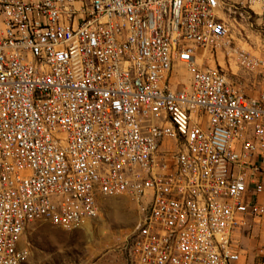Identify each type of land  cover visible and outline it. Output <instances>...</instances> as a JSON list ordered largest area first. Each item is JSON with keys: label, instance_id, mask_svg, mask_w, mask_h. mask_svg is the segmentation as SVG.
<instances>
[{"label": "built area", "instance_id": "obj_1", "mask_svg": "<svg viewBox=\"0 0 264 264\" xmlns=\"http://www.w3.org/2000/svg\"><path fill=\"white\" fill-rule=\"evenodd\" d=\"M235 12L264 32V0H0V264L121 195L129 264H238L253 234L264 264V37Z\"/></svg>", "mask_w": 264, "mask_h": 264}, {"label": "rangeland", "instance_id": "obj_2", "mask_svg": "<svg viewBox=\"0 0 264 264\" xmlns=\"http://www.w3.org/2000/svg\"><path fill=\"white\" fill-rule=\"evenodd\" d=\"M230 18L235 44L256 51L264 37L256 15L252 13L251 17L242 18L235 12ZM224 61L227 63L220 52L214 61L209 58L212 66L217 62L224 65ZM226 67L228 77L241 83L245 92L253 93L257 89V84L243 85L244 78L232 73L242 74L232 61L230 67L228 63ZM176 71L178 80L185 81L182 68L178 67ZM99 207L96 217L72 229L60 228L46 219L32 221L25 233L29 254L24 264H129L128 241L137 221L136 202L124 195L102 197ZM260 237V234H253L244 239L242 245L245 250L238 264H256L253 252Z\"/></svg>", "mask_w": 264, "mask_h": 264}, {"label": "crops", "instance_id": "obj_3", "mask_svg": "<svg viewBox=\"0 0 264 264\" xmlns=\"http://www.w3.org/2000/svg\"><path fill=\"white\" fill-rule=\"evenodd\" d=\"M243 241H244V239H243Z\"/></svg>", "mask_w": 264, "mask_h": 264}]
</instances>
